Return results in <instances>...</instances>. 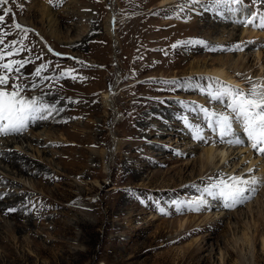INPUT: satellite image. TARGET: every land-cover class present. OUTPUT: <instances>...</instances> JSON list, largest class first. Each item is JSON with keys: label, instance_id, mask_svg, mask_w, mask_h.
<instances>
[{"label": "rangeland", "instance_id": "374dc122", "mask_svg": "<svg viewBox=\"0 0 264 264\" xmlns=\"http://www.w3.org/2000/svg\"><path fill=\"white\" fill-rule=\"evenodd\" d=\"M159 2L0 5V32L8 33L0 49L24 48L3 62L29 61L14 66L19 72L0 70L8 90L19 84L23 95L54 109L25 131L0 135V196L8 192L0 264H264V154L235 122L245 142H219L205 110L231 115L226 98L210 95L224 83L190 69L223 64L247 92L264 84V41L241 39L239 21L248 17L231 30L234 21L213 0ZM243 5L264 14V0ZM17 22L31 31L12 27ZM237 43L242 51L231 50ZM190 126L201 127L206 140L194 139ZM223 145L228 159L219 163ZM209 147L218 148L211 162ZM237 175L260 181L245 203L229 208L205 192ZM200 199L206 204L189 210Z\"/></svg>", "mask_w": 264, "mask_h": 264}, {"label": "snow or ice", "instance_id": "6c2138e0", "mask_svg": "<svg viewBox=\"0 0 264 264\" xmlns=\"http://www.w3.org/2000/svg\"><path fill=\"white\" fill-rule=\"evenodd\" d=\"M48 2L51 3L52 0H48ZM8 3L9 0H0V5ZM234 5H243V0H213L212 8L219 9L220 14H223L225 11L229 13L239 11V9L233 7ZM5 12L10 13L11 9H5ZM4 19V15H0V22H3ZM239 22L245 26L251 25L264 29V14L249 13L248 18ZM12 27L20 29L25 33L31 31V29L22 28L18 22L14 23ZM7 34L8 33L0 32V44L3 43V38ZM196 43L203 42L196 41ZM176 46L177 45H173V47ZM12 48V51H8L7 48L0 49V70L7 73H11L13 70L19 72V67H23L24 64L29 62L18 60L3 62L6 57L18 55L19 52L24 50L23 47L17 49L14 45ZM49 50L51 51V49ZM231 50L242 51L243 46L241 43H237ZM15 65H19V67L14 68ZM44 68V65L37 68L35 75L39 76ZM73 71L74 70L69 69L63 72L59 78L71 75ZM72 78L76 79L74 75ZM8 83L9 76L0 74V135L6 136L25 131L30 121L47 119V116L54 111L52 107L44 103L40 98L30 99L23 95V86L19 84H14L12 90H8ZM33 87H36V85H33ZM210 95L216 100L226 98L228 100L227 108L230 109L231 113V115L224 112L208 113L207 110H205L206 117L209 121L206 126L219 136V142L228 144H243L245 142L244 139L236 133L233 127L235 122L242 127L243 133L247 141L250 142L251 147L258 153L264 154V84H253L247 92L233 85L222 84L220 88L214 89ZM190 127H192L194 139L206 140L201 127ZM258 183H260V181L256 178L245 179L238 175L230 176L227 179L220 178L216 182L210 184L209 187L205 188V192H207L209 196L221 198L226 207L232 208L251 199V196L256 192L254 186ZM204 204H206V201L200 199L195 202V206L188 205L187 207L189 210L198 211ZM9 211H15V209H10ZM161 211H163V209H161Z\"/></svg>", "mask_w": 264, "mask_h": 264}, {"label": "bare ground", "instance_id": "6f19581e", "mask_svg": "<svg viewBox=\"0 0 264 264\" xmlns=\"http://www.w3.org/2000/svg\"><path fill=\"white\" fill-rule=\"evenodd\" d=\"M29 1V0H28ZM35 1V0H34ZM198 1H205V0H198ZM179 0H160V2H159V7H161V8H166V7H168V6H171V5H176V6H178L179 4ZM233 7H235V8H237V9H239V11H235V12H231V13H229V12H227L229 15H228V21L229 20H232V21H234V22H230L231 23V25H234V26H231L230 28H233L234 27V29H231V30H236L237 31V28H236V24H238L236 21H237V19L238 18H240V19H244L245 17H248V14H249V12L248 11H246L247 9H245L246 8V6L245 5H234ZM64 12V11H63ZM65 12H66V10H65ZM260 12V11H259ZM45 15L47 16V18L49 19V25L51 24V22L53 21V19L51 18L50 19V17L52 16V14H51V10H50V8H45ZM112 14V13H111ZM54 16V15H53ZM231 16V17H230ZM113 18V16L111 15V19ZM236 18V19H235ZM47 19V20H48ZM109 21V20H108ZM107 21V22H108ZM115 21V20H114ZM241 21V20H240ZM54 24V23H53ZM224 26H226V25H224ZM223 26V27H224ZM241 28H239V31L238 32H240V38L241 39H243V37L244 36H246V35H248V37H249V40H254V39H260V38H262L263 39V41H264V33H262L261 31V33L260 32H258V30L257 29H249L247 26H244L243 24H241ZM244 26V27H243ZM109 29V33H110V36L115 40V32L113 31V27L111 26V24H109V27H108ZM222 30V29H221ZM233 37V36H232ZM230 38V37H229ZM220 42H222L221 40H219ZM227 43V42H226ZM218 44V43H217ZM221 44V43H220ZM219 44V45H220ZM222 44H225L224 42L222 43ZM264 44V43H263ZM255 53V52H254ZM257 54V53H256ZM241 55V54H240ZM240 55H239V57H240ZM255 55V54H254ZM261 55H263V54H258V57H257V60H260L261 59ZM253 56V55H252ZM235 57V56H234ZM260 68V67H259ZM190 69L192 70V73H194V74H198V75H203V73H204V75L206 74V76H210L211 78H214L215 80H217V81H219V82H222V83H224V84H228V85H233V86H238V85H240L239 84V82L235 79V77L234 76H232V75H230V73L229 72H227L226 71V69L224 68V65L222 64L221 65V67H219V68H213V69H207V68H205V67H202V66H200V64H198V63H194L191 67H190ZM241 86V85H240ZM103 98H104V102H105V105L109 108V109H111L112 108V100H111V98H112V96L110 95V94H105L104 96H103ZM43 135H45L44 133H43ZM205 136V135H204ZM226 146H221V148L220 149H222V150H220L219 149V155H220V161H219V163H223L226 159H228L227 158V156H226V154H225V152H224V148H225ZM218 149V148H217ZM217 149H215V148H213V147H209V148H207V149H205V151H204V156H205V158L207 159V161L208 162H211V161H213V158H214V152L215 151H217ZM14 161V160H13ZM15 162V161H14ZM13 162V163H14ZM29 165V164H28ZM219 165V164H218ZM24 167V166H23ZM25 167H27L26 165H25ZM216 167H217V165H216ZM258 186V185H257ZM6 194H8V192L7 191H4V192H2V195L0 196V212L2 211H4L5 209V207H4V202L2 203V199L3 198H5L6 196H4V195H6ZM3 197V198H2ZM9 205V204H8ZM7 205V206H8ZM243 237V236H242Z\"/></svg>", "mask_w": 264, "mask_h": 264}]
</instances>
